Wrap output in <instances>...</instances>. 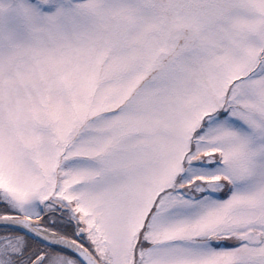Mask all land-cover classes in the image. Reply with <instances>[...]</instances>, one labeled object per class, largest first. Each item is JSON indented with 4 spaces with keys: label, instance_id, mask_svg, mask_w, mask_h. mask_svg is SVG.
<instances>
[{
    "label": "snow or ice",
    "instance_id": "snow-or-ice-1",
    "mask_svg": "<svg viewBox=\"0 0 264 264\" xmlns=\"http://www.w3.org/2000/svg\"><path fill=\"white\" fill-rule=\"evenodd\" d=\"M0 264H264V0H0Z\"/></svg>",
    "mask_w": 264,
    "mask_h": 264
}]
</instances>
